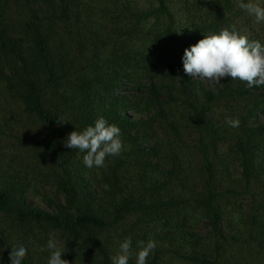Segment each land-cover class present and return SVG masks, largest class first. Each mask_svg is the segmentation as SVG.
<instances>
[{"label": "trees", "instance_id": "1", "mask_svg": "<svg viewBox=\"0 0 264 264\" xmlns=\"http://www.w3.org/2000/svg\"><path fill=\"white\" fill-rule=\"evenodd\" d=\"M151 1L0 0V106L37 126L16 135L0 114L3 264L20 242L21 264H47L50 233L69 264H111L129 236L156 241L147 264H264V85L206 88L181 60L233 27L230 1ZM100 116L124 148L89 169L64 141Z\"/></svg>", "mask_w": 264, "mask_h": 264}, {"label": "clouds", "instance_id": "2", "mask_svg": "<svg viewBox=\"0 0 264 264\" xmlns=\"http://www.w3.org/2000/svg\"><path fill=\"white\" fill-rule=\"evenodd\" d=\"M238 7L254 17L257 23L264 22V0H238ZM181 60L186 75L207 81L210 85L222 84L221 80L225 77L246 82L248 88L264 85V43L250 40L234 26L204 35L184 49ZM59 122L65 121L59 118ZM226 122L233 128L240 124L239 118H229ZM64 144L67 148L84 153L83 163L89 169L107 167L106 159L120 155L124 148L121 129L116 124H110L103 116L83 130L74 129L68 133ZM156 247V241L149 239L139 241L134 250L132 238L126 237L119 244L118 251L110 257L111 264H129L133 255L135 264H147L149 255ZM46 248L49 251L47 264H69L68 260L62 259V254L67 250L65 243L61 247L54 233L49 234ZM27 252L23 242L11 246V264H21ZM0 264H3L2 259Z\"/></svg>", "mask_w": 264, "mask_h": 264}, {"label": "rangeland", "instance_id": "3", "mask_svg": "<svg viewBox=\"0 0 264 264\" xmlns=\"http://www.w3.org/2000/svg\"><path fill=\"white\" fill-rule=\"evenodd\" d=\"M136 6L141 7L144 10H147L150 5H152L151 0H132ZM232 8L228 13L233 14L234 16L230 20L231 25L235 27L236 30H238L241 34L247 35L250 40L257 39L261 43H264V22L257 23L255 21V18L252 16H249L246 12L242 11L238 7V0H229ZM179 3V1H176ZM180 4H176L174 6V10L179 9ZM238 12V13H235ZM211 35V34H209ZM203 82L204 86L206 88H212L215 85H210L207 81L199 80ZM122 93L124 91L128 92V89L125 87V85L120 90ZM5 113V118L14 125L15 130L19 133L16 135H21V131L27 130L26 128H35L37 130V126L33 125L31 122V119L26 117V115L23 112H20L17 106L14 104H11L9 100H7L2 106H0V114ZM258 119L260 122L264 123V111L260 112L258 114ZM34 129V130H35ZM31 132V131H30ZM24 137H27L26 135ZM11 141L15 143V146H19L22 143L21 140L18 138H11ZM27 146V145H23ZM24 159H27V154H24ZM39 189V188H38ZM48 188H40L37 192H33L29 196V201L33 206H38L42 208L47 207V203L44 200V197L47 195Z\"/></svg>", "mask_w": 264, "mask_h": 264}]
</instances>
